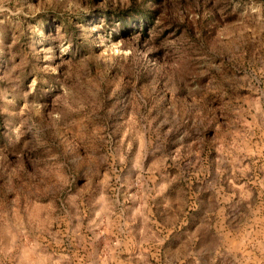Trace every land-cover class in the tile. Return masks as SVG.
I'll return each instance as SVG.
<instances>
[{"label": "clouds", "instance_id": "1", "mask_svg": "<svg viewBox=\"0 0 264 264\" xmlns=\"http://www.w3.org/2000/svg\"><path fill=\"white\" fill-rule=\"evenodd\" d=\"M0 264H264V0H0Z\"/></svg>", "mask_w": 264, "mask_h": 264}]
</instances>
